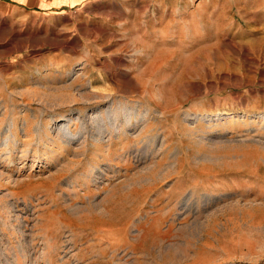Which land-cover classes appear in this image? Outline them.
Returning <instances> with one entry per match:
<instances>
[{"label":"rangeland","instance_id":"obj_1","mask_svg":"<svg viewBox=\"0 0 264 264\" xmlns=\"http://www.w3.org/2000/svg\"><path fill=\"white\" fill-rule=\"evenodd\" d=\"M0 3V264H264V0Z\"/></svg>","mask_w":264,"mask_h":264},{"label":"crops","instance_id":"obj_2","mask_svg":"<svg viewBox=\"0 0 264 264\" xmlns=\"http://www.w3.org/2000/svg\"><path fill=\"white\" fill-rule=\"evenodd\" d=\"M17 1H19V0H17ZM31 1H33V0H31ZM46 1L47 2H50V3H62V2L63 3H70V2H76L78 0H46ZM0 5L1 6H4V8L9 9L10 11L7 10V12H9V13H11L12 10H19L20 12H23V8L22 7L26 6V5L23 6V4H21V3H20V6L21 7H19V6H16V7H7L5 4L3 5L2 3H0ZM2 12H3V14L0 13V15H3V17L11 16V15H8L9 13H6L5 11H2ZM8 19H10V17H8Z\"/></svg>","mask_w":264,"mask_h":264}]
</instances>
